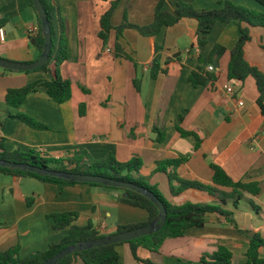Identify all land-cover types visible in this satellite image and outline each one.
I'll use <instances>...</instances> for the list:
<instances>
[{"label":"crops","instance_id":"1","mask_svg":"<svg viewBox=\"0 0 264 264\" xmlns=\"http://www.w3.org/2000/svg\"><path fill=\"white\" fill-rule=\"evenodd\" d=\"M48 1L58 2L67 22L68 58L60 66V74L72 82V97L59 103L40 88L19 106H12L6 101L9 89L52 79L55 66L51 65V72H11L0 67V151L20 149L62 158L79 150L97 160L114 155L121 161L137 156L143 161L140 177L173 204L219 199L195 188L172 195L171 186H179L168 175L173 167L157 169L159 163L171 159L187 158L176 168L185 180L214 186L211 164H216L235 181L258 182L259 194L244 191L238 207L231 199L223 205L232 211L231 219L210 213L203 226L167 238L158 251L139 247V259L128 243L117 246L120 264H208L202 258L213 254L219 244L231 249L232 264H247L249 233H260L264 239V115L256 103L254 80L228 78L230 51L240 35L238 22L216 23L200 51L194 19L165 26L154 36H143L133 27H126L118 38L112 31L105 45L98 36L100 18L112 0ZM160 1L164 9L174 11L178 1L206 10L221 7L226 0H119L112 23L119 26L126 17L132 24H148ZM231 1L264 11L257 0ZM0 28L6 33L5 40H0L1 58L30 62L40 56L31 0H0ZM251 36L245 56L264 72V27H252ZM215 44L224 46L226 52L212 63L209 54ZM156 45L164 72L153 78ZM210 65L216 70L209 71ZM192 71H209L215 79L194 86L189 80ZM82 103L85 112L80 114ZM18 114H26L42 126L31 127ZM181 130L195 133L199 141ZM161 131L164 137L158 140ZM125 194L121 188L84 182L67 185L60 192L55 183L0 172V252L19 246L20 256L25 257L47 250L58 241L52 217L57 212H77L76 225L92 224L103 235L117 232L119 225L146 222L148 211L122 202ZM250 200L259 208L254 209ZM260 256L264 258V245ZM71 264L85 263L78 258Z\"/></svg>","mask_w":264,"mask_h":264},{"label":"trees","instance_id":"2","mask_svg":"<svg viewBox=\"0 0 264 264\" xmlns=\"http://www.w3.org/2000/svg\"><path fill=\"white\" fill-rule=\"evenodd\" d=\"M257 1L264 6V0ZM41 2L49 19L52 41L48 60L42 67L34 71L51 72L50 67L51 65H54V75L52 79H41L21 88L9 89L6 95V101L12 106H19L28 94L36 92L40 88L45 89L47 94L59 103L65 102L72 97V82L67 78H63L60 74V66L68 58L67 22L62 15L58 2H49L48 0H41ZM118 2L119 0H112L110 7L100 18V30L98 36L105 45L108 43L112 31L116 32L118 38L126 27H133L143 36H154L165 26H173L182 19H194L197 22L196 39L200 51L206 45V35L212 30L216 23L237 21L240 28V35L230 51L228 78L230 80L245 81L247 78L251 77L254 80L258 92L256 103L260 108L261 113L264 115V72L259 66L250 63L245 56V46L252 38L251 28L257 26L264 27V11L238 5L231 0H226L221 7L206 10H197L191 3L178 1L175 10L168 11L163 8L164 2L160 1L156 6L153 19L150 23L145 25L132 24L128 22L125 17L122 24L114 26L112 23V17L117 8ZM31 5L38 23V29L34 35L35 46L41 54L44 46L42 25L32 0ZM115 45L119 50L120 47L117 41ZM155 48L156 53L151 64V76L153 78H156L160 72H164L160 63L161 55L158 53L159 46L156 45ZM225 52L226 48L224 46L215 44L210 51L209 61L216 63ZM2 69L4 71H15L5 68ZM214 79L215 75L211 74L209 71H205L204 73L200 71H192L189 77L190 82L194 86L205 84L208 80ZM135 83L136 86H138L137 83H139V81L135 80ZM84 108L85 104L82 103L80 105V114L85 112ZM16 117L31 127L39 128L42 126L41 123L26 114H18ZM157 129L158 128L156 127V130ZM180 132L184 135H194L199 141L198 136L193 132L185 130H181ZM163 137L164 134L161 131L158 140L163 139ZM0 158L30 163L50 169L98 174L127 182H133L152 190L164 202L167 209V220L158 231L130 241L108 244L74 252L67 255L56 264H71L78 258H80L85 264H120L121 255L117 250V246L123 243H128L135 258L139 259L137 256V249L139 247H145L151 251H158L161 244L167 238L182 236L190 228L203 226L207 222V215L210 213L222 214L231 219L232 211L223 208V205L226 204L229 199L232 200L233 206L236 208L244 196V191L249 192L252 195H257L261 192V187L258 182L246 183L235 181L221 166L216 164H211L213 169L214 186H209L195 180L182 179L177 175L176 168L187 160L185 157L171 159L158 164L157 169L163 171H166L168 166L173 167V170L170 171L168 175L171 179L178 181L179 186L176 188L173 185L171 186L172 195L188 188H195L207 191L209 194L216 196L219 199L218 202L204 203L186 201L182 204H173L161 194L156 186H151L146 179L140 177L143 161L137 156L132 157L128 161H121L114 155H110L103 160H97L92 158L87 152L78 150L74 151L67 157L55 158L42 156L34 151L23 152L20 149H17L9 152L3 149L0 151ZM0 172L20 177L30 176L42 182L55 183L59 186L60 192H63L64 187L67 185L79 183L77 181L66 180L63 178L40 175L27 170L12 169L1 166ZM89 184L102 185L99 183ZM217 186L229 187L232 188V191L227 192L219 189ZM121 189H123L126 194L122 196L120 200L124 203L146 209L149 213V219L143 223L119 225L117 232L146 225L156 219L159 210L151 199L135 190ZM250 203L254 209L259 208L253 200H250ZM29 204H31V201H29ZM77 216L78 213L73 211L52 214L54 219L53 227L55 230L59 231L57 235L58 241L51 243L45 251H35L25 257L20 256L19 246L11 247L6 251L0 252V264H40L66 246L105 236L95 229L92 224L86 226L76 225L74 221ZM263 245L264 239L260 233H249V240L245 250L247 264H264V258L260 256V249ZM232 256L233 253L228 246L219 244L217 250L213 254L204 256L202 261L208 264H232ZM146 262H148V264H153L150 261Z\"/></svg>","mask_w":264,"mask_h":264},{"label":"water","instance_id":"3","mask_svg":"<svg viewBox=\"0 0 264 264\" xmlns=\"http://www.w3.org/2000/svg\"><path fill=\"white\" fill-rule=\"evenodd\" d=\"M32 2L37 11L38 17L42 25V32L44 35L43 50L40 56L36 60L30 62L13 61L0 57V67L2 68L15 70V71H26V72L33 71L42 67L49 58V54L51 50V41H52L49 19L41 0H32ZM178 54L180 53L175 54L174 57L177 56ZM0 166L12 168V169L27 170L40 175H48V176L63 178L71 181L84 182V183H99L111 187L135 190L147 196L149 199H151L159 210V214L156 217V219H154L153 221H151L146 225H142L125 231L115 232L97 239H89L66 246L40 264H56L61 259L74 252L100 247L108 244L126 242L135 238L152 234L158 231L165 224L167 220L166 206L164 202L158 197V195H156L152 190L133 182H127L98 174L78 173V172L50 169L46 167L33 165L30 163L11 161L3 158H0Z\"/></svg>","mask_w":264,"mask_h":264},{"label":"built area","instance_id":"4","mask_svg":"<svg viewBox=\"0 0 264 264\" xmlns=\"http://www.w3.org/2000/svg\"><path fill=\"white\" fill-rule=\"evenodd\" d=\"M5 36H6L5 30L3 28H0V40H5ZM208 70L215 71L216 68L213 65H210L208 66ZM226 88L229 89L228 86Z\"/></svg>","mask_w":264,"mask_h":264}]
</instances>
